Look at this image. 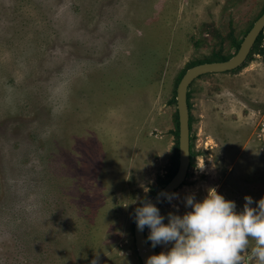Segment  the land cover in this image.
<instances>
[{
	"label": "rangeland",
	"instance_id": "rangeland-1",
	"mask_svg": "<svg viewBox=\"0 0 264 264\" xmlns=\"http://www.w3.org/2000/svg\"><path fill=\"white\" fill-rule=\"evenodd\" d=\"M263 12L264 0H0V264H143L134 208L179 168L180 78L233 57ZM188 103L190 166L165 223L210 186L237 210L264 195V30L239 68L194 79Z\"/></svg>",
	"mask_w": 264,
	"mask_h": 264
},
{
	"label": "clouds",
	"instance_id": "clouds-1",
	"mask_svg": "<svg viewBox=\"0 0 264 264\" xmlns=\"http://www.w3.org/2000/svg\"><path fill=\"white\" fill-rule=\"evenodd\" d=\"M177 195L159 194L169 202ZM243 199L242 209L237 210L235 200L226 199L210 186L201 199L186 194V210L182 214L168 212L166 223L156 204L141 199L134 208L137 229L148 227L146 238L153 248L166 246L150 254L145 264H243L241 253L245 250L257 264H264V195L255 202L251 195ZM90 264H97V260Z\"/></svg>",
	"mask_w": 264,
	"mask_h": 264
},
{
	"label": "water",
	"instance_id": "water-1",
	"mask_svg": "<svg viewBox=\"0 0 264 264\" xmlns=\"http://www.w3.org/2000/svg\"><path fill=\"white\" fill-rule=\"evenodd\" d=\"M264 30V12L255 21L252 28L244 37L237 53L226 60L210 61L196 64L190 67L182 76L177 88V106L179 112L180 134H179V147H180V163L179 168L173 178L167 185L161 189L152 199L151 202L159 208L166 200L163 196H159L161 192H174L179 188L189 170L190 166V111L188 104V90L192 81L199 76L207 73H218L234 70L241 66L248 55L250 54L258 36ZM159 196V199H158ZM147 226L143 230H138L135 223V240L142 259L145 264V259L153 253L157 252V248H153L147 240L146 235Z\"/></svg>",
	"mask_w": 264,
	"mask_h": 264
},
{
	"label": "trees",
	"instance_id": "trees-1",
	"mask_svg": "<svg viewBox=\"0 0 264 264\" xmlns=\"http://www.w3.org/2000/svg\"><path fill=\"white\" fill-rule=\"evenodd\" d=\"M261 33H262V32H261ZM258 37H259V36H258ZM257 39H258V38H257ZM256 41H257V40H256ZM226 59H227V58H223V59H220V60H226ZM239 67H240V66H239ZM239 67H238V68H239ZM181 78H182V77H181ZM181 78H180V79H181ZM188 104H189V103H188Z\"/></svg>",
	"mask_w": 264,
	"mask_h": 264
}]
</instances>
